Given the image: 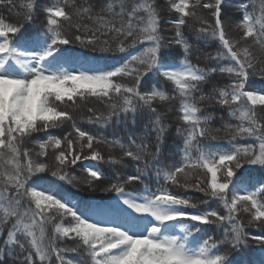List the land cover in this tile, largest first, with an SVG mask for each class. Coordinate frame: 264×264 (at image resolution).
I'll list each match as a JSON object with an SVG mask.
<instances>
[{
	"label": "snow or ice",
	"instance_id": "6c2138e0",
	"mask_svg": "<svg viewBox=\"0 0 264 264\" xmlns=\"http://www.w3.org/2000/svg\"><path fill=\"white\" fill-rule=\"evenodd\" d=\"M38 15L41 27L30 31ZM73 43L124 56L116 65L71 66ZM254 76L264 79V0H0V264H235L222 249L249 239L264 248V175L237 176L245 165L264 171V90L249 88ZM81 106V122L122 125L124 135L83 130L74 115ZM216 108L228 117L219 116L220 127L212 126ZM173 112L180 160L169 163ZM66 125L72 131L51 134ZM220 133L227 147L212 143ZM82 161L113 169L100 188L114 194L109 201L81 204L64 191ZM127 165L134 171L120 173ZM49 171L54 179L38 175ZM84 171L89 187L108 179L95 164ZM133 182L143 194L126 191ZM210 202L218 208L198 207ZM250 226L261 234L250 236ZM208 228L222 229L221 238Z\"/></svg>",
	"mask_w": 264,
	"mask_h": 264
},
{
	"label": "trees",
	"instance_id": "16d2710c",
	"mask_svg": "<svg viewBox=\"0 0 264 264\" xmlns=\"http://www.w3.org/2000/svg\"><path fill=\"white\" fill-rule=\"evenodd\" d=\"M48 0H41V3H46ZM245 2L250 3L251 0H245ZM259 0H257V3ZM226 12L230 13L233 15L234 19L239 18V13L235 12L234 8H228L226 9ZM202 14L206 15L209 19H211L210 15L205 11ZM12 19H16L15 17H10ZM43 20L42 15H38L37 19L34 21L32 25L29 26L30 31H36L41 27ZM86 23H88L86 21ZM167 27V25H165ZM166 36L172 35L171 32H166ZM238 32L229 30V36L232 38H238ZM106 39H110V37H104ZM115 42L113 41V44ZM217 43L216 42H209L207 51H215L217 48ZM72 51L68 54L70 57V60L72 61L71 66L78 67L79 63H85L86 65H97V66H106V65H116L118 63L122 62V57L124 54L121 53H100V52H93L90 48H82L78 43H73L70 46ZM203 47V45H201ZM138 49H133L131 51L135 52ZM177 54H179V49L175 50ZM193 63H198L200 66H205V61L203 59L197 60L196 54L194 53L193 56L191 57ZM217 79L221 80V83H226V79L217 77ZM167 87L170 89L171 85H167ZM249 88L253 90H264V79H261L259 76H254L250 78L249 81ZM88 106H93L95 107L98 111H106L104 106L100 103H98L95 99H89L87 102ZM177 102L173 101V106H175ZM71 108V106H69ZM209 111H212V109H208ZM82 114H86V110L81 106V110L77 111L74 113L78 126H80L83 130L89 131L93 134H96L98 136H104L108 139H112L114 136H122L124 135V128L122 125H116V126H109L107 128L101 127L100 125H94V124H88L86 121L81 122L80 121V116ZM214 114L216 115L217 119L213 122V127H220L221 122L219 120V116L223 115L225 117V120H228L226 112H222L219 108H216L214 110ZM168 120L172 121V126L170 128L169 134L166 138V143H165V148H164V157L169 163H176L180 160V155H179V140L176 139L175 137V127H176V121H175V113L169 114L167 117ZM233 123L235 121H232ZM144 121L140 120L138 121L137 125L133 129V131H139L142 126H143ZM72 131L70 126H65L63 129H54L52 130L53 135L56 136H62L65 132ZM74 135V133H73ZM219 139L218 141H213V144H220L225 147L228 146L227 142V137L225 136L224 133L219 134ZM36 138L43 139L46 138L45 133H38L36 135ZM243 143V141H241ZM29 147H34V144H29ZM99 149L102 151L103 154L107 156L109 153V148L106 145H99ZM47 162L49 165L53 164V154L51 150H49V157L47 159ZM89 164H95V166L99 167L105 175L108 177V179H104L101 181L96 182L92 187H89L85 183V179L87 177L86 172L84 169L89 165ZM134 171L131 165H127L124 167H121L119 169V172L127 175L130 174ZM69 172L71 175L76 176L78 179L75 181L73 184L69 185L64 183L63 184V189L67 193V195L73 200V201H78L81 204H94L98 202H107L111 199V197L114 195L113 193H105L100 190V188L107 186L110 181L114 179V171L111 167H109L107 164H96V162L92 161H82L78 162V164L72 168L69 169ZM242 174H247L256 178H259L260 176L264 175V171L260 170L258 166H250V165H245L244 169H241L239 172H237V176H241ZM38 175H43L46 176L48 179H54L51 177V172H46L43 174H38ZM60 183V182H57ZM146 184L155 189L156 187V178L154 174L150 173L149 177L146 180ZM171 191L175 193H179L182 195H186L191 197L194 201H199L203 199V196L199 192H194V191H185L183 188H178L175 186H172L170 188ZM126 191L132 192L134 194H143L144 191V185H142L139 182H133L130 185H126ZM198 207L203 210L205 208H218V205L216 202H210L208 205H203L198 203ZM244 222L247 223V217H243ZM247 232L249 233L250 236L252 235H259L261 234V230L256 228L255 226H250L247 228ZM206 235H211L214 236L217 239H220L222 236V229H217V228H208ZM61 246L71 248L74 247V242L73 241H66L64 242ZM222 251L227 252L230 256L231 259L234 260L235 264H264V248H262L260 245H258L255 241L252 239L248 240L247 246L246 247H241L237 250L229 249L225 247L222 249ZM68 258L71 259H81L85 258L83 257L82 254L78 255L76 253H71L69 252L67 254Z\"/></svg>",
	"mask_w": 264,
	"mask_h": 264
}]
</instances>
